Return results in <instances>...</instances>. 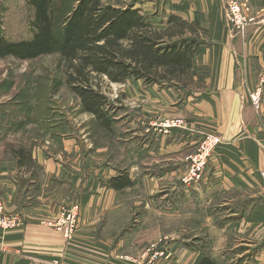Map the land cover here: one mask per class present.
Segmentation results:
<instances>
[{
    "label": "crops",
    "instance_id": "1",
    "mask_svg": "<svg viewBox=\"0 0 264 264\" xmlns=\"http://www.w3.org/2000/svg\"><path fill=\"white\" fill-rule=\"evenodd\" d=\"M245 2L257 22L238 34L230 31L222 0L135 2L153 23L163 8L182 21L203 26L202 51L192 65L205 71V90L180 101L171 88L125 80L124 84L140 88L143 99L154 94L155 104L141 100L139 113L128 112L123 131L129 138L113 155L115 167L107 148L97 147L89 154L79 138L68 132L69 126L63 130L61 124L50 127L53 121H43L41 129L50 140L51 152L34 142L28 150L30 167H19L13 156L14 161L0 163L4 214L22 221L15 229H0V264H200L204 257L213 264H264V185L260 180L264 86L259 83L264 73V0ZM160 20L159 29L166 25V18ZM256 95L258 106L253 104ZM170 116L182 119L185 129L163 133L159 124ZM2 120L0 143L8 130L18 127ZM118 121L113 118L111 126ZM206 132L219 136L222 144L209 158L202 180L185 184L188 157ZM118 170L131 181L121 191L107 183L119 175ZM22 171L30 177L41 173L36 202L28 203L30 197L13 177ZM132 188L140 189L142 204L160 218L202 217L206 223L198 230L202 234L194 230L190 240L178 238L150 252L141 248L143 243L133 244L126 234L99 237L97 219L118 210L123 205L120 195ZM72 204L80 206L78 229L66 241L43 223ZM135 253L140 257L135 258Z\"/></svg>",
    "mask_w": 264,
    "mask_h": 264
},
{
    "label": "trees",
    "instance_id": "2",
    "mask_svg": "<svg viewBox=\"0 0 264 264\" xmlns=\"http://www.w3.org/2000/svg\"><path fill=\"white\" fill-rule=\"evenodd\" d=\"M104 1L27 0L31 36L9 42L0 33V58L28 61L57 55L65 70L64 84L77 97L80 111L109 131L114 115L100 84H121L131 78L146 86L187 87L192 74L202 70L192 65V59L201 53V34L206 31L197 21L189 24L174 15L166 16L168 25L159 29L135 7L138 0L126 7ZM21 112L4 115L15 124ZM47 116L44 111L38 120ZM12 154L19 167L32 165L24 148H13ZM107 183L117 191L131 186L125 174ZM200 264L213 262L204 257Z\"/></svg>",
    "mask_w": 264,
    "mask_h": 264
},
{
    "label": "rangeland",
    "instance_id": "3",
    "mask_svg": "<svg viewBox=\"0 0 264 264\" xmlns=\"http://www.w3.org/2000/svg\"><path fill=\"white\" fill-rule=\"evenodd\" d=\"M104 2L117 7H126L134 1L105 0ZM138 2L140 1L138 0ZM240 2L243 5L245 15L247 17H254L255 14L251 13L245 0H240ZM150 10L151 8L148 9V11ZM167 14L169 15L170 13H166L163 8L160 9L154 19V23L160 24L161 22L159 23L158 21L164 19ZM31 21L32 12L27 6V0H0V33L9 42L30 38L32 32ZM165 22L166 20H163V23ZM167 25L161 24L162 27L160 29L166 28ZM252 26V23H248L244 31ZM199 28L204 31L202 25H199ZM201 35L205 34L202 33ZM254 64H257V62ZM199 72L192 74V78H190L192 82L187 87L178 86L181 90L170 87L172 91H175L176 94L174 95L175 97L177 96V99L182 101V98L193 96L195 93L205 90L203 80L205 71L199 70ZM261 74L259 83L264 78V73ZM64 78V66L57 55H45L28 61L16 60L12 57L0 58L1 120L3 119L4 123L7 122V125H10L13 123L10 120V116H5L4 114L8 113L10 115L12 111H22L19 116L20 118H15L16 121L18 120L16 122V125H18L17 129L12 132L8 130V135L0 143V163L14 161L12 157L13 148L22 147L28 151L30 145L34 142L48 147V150L51 152L50 140L41 128L43 121H53L50 122V127H55V125L58 127L59 124L64 127L63 130H68L70 127L71 130L69 129L68 132L79 138L85 152L92 154L97 147L107 148L109 160H111L110 163L114 166L117 161L114 160L113 155L115 152L119 153V148L117 147L121 146L125 139L129 138L123 131L124 119L129 117L128 112L139 113L141 100L149 105L155 104L154 94H148V100L143 99L141 98L143 94L140 93V88L130 85V83L109 84L107 81L101 83L102 92L107 96L112 107L110 114H113V117L116 120L118 119L120 123L118 125L113 123L110 130L107 131L101 128L91 115L80 111L79 101L64 84ZM44 111L49 116L44 118V120L42 118L41 122L38 118L42 116ZM169 119L175 118L170 116ZM36 121L39 122L36 123ZM47 140L49 141L47 142ZM38 172H36V177H30L25 171H22L21 176L19 172L18 177L17 173L13 174L21 190L26 192L27 196L30 197L27 200L28 203L37 201L35 198L39 194L38 191L41 187V173ZM120 174L124 173L120 172ZM120 197L123 205L118 210L100 217L95 222V229L99 230V237L116 236L119 233L120 235L126 234L131 236L133 244L143 243L141 248L145 246L148 252H150L162 244L167 242L168 245L178 238L188 241L190 240V233L194 230L201 235L202 230H198L206 224L202 220V217L197 216L195 218L187 214L177 218L170 216L160 218L161 216L155 214L142 204L143 197L139 188L138 190L132 188L122 192ZM0 204L3 206L1 202ZM75 205L78 207V210L76 225L72 229V238L78 229L77 220L80 206L77 204H72L69 207L66 206V209H69ZM61 212L62 210L57 216L48 219L46 226L52 228L62 236L61 232L57 231L58 226H54ZM48 223L53 224L54 227L49 226ZM138 257L140 255L135 253V258Z\"/></svg>",
    "mask_w": 264,
    "mask_h": 264
},
{
    "label": "built area",
    "instance_id": "4",
    "mask_svg": "<svg viewBox=\"0 0 264 264\" xmlns=\"http://www.w3.org/2000/svg\"><path fill=\"white\" fill-rule=\"evenodd\" d=\"M226 18L229 22L233 34L242 33L248 23L254 25L257 21L255 17H247L243 11L240 0H222ZM264 86V78L260 82ZM255 106L259 105V98L256 95L253 101ZM163 133H168L170 129H185V122L182 119H168L159 124ZM222 144L219 136L213 133H204L200 137L197 149L188 157L189 168L182 181L185 184L198 183L202 180L205 166L215 149ZM260 180L264 185V169L260 171ZM78 207L73 206L69 209L63 208L59 219L54 226H58L57 231L61 232L64 240H72V229L76 225ZM22 221L18 217H7L4 215L3 206L0 204V229L12 230L21 226ZM47 224V223H43ZM49 226L53 224L48 223Z\"/></svg>",
    "mask_w": 264,
    "mask_h": 264
}]
</instances>
